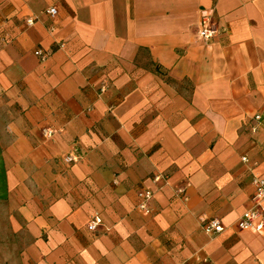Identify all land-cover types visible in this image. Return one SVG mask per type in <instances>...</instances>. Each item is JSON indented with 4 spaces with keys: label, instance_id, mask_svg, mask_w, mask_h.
<instances>
[{
    "label": "crops",
    "instance_id": "0c3cea01",
    "mask_svg": "<svg viewBox=\"0 0 264 264\" xmlns=\"http://www.w3.org/2000/svg\"><path fill=\"white\" fill-rule=\"evenodd\" d=\"M255 176L264 0H0L10 264L19 237L23 264H264V232L236 226ZM213 217L218 235L201 228Z\"/></svg>",
    "mask_w": 264,
    "mask_h": 264
},
{
    "label": "built area",
    "instance_id": "2783aa9c",
    "mask_svg": "<svg viewBox=\"0 0 264 264\" xmlns=\"http://www.w3.org/2000/svg\"><path fill=\"white\" fill-rule=\"evenodd\" d=\"M47 13L52 17H55L58 14V10L56 7H51L47 10ZM35 20L33 18H29L27 23L29 25L33 24ZM218 30L215 26V23L211 16H203L200 20L198 36L202 40H211L217 34ZM36 54L40 56L43 60L47 59L49 56L48 53H45L42 50H37ZM255 120H260V115L255 116ZM256 125L253 127V131L256 130ZM77 156L74 154H70L66 156L65 161L68 163L74 162L77 160ZM243 161H246V158H242ZM160 177H155V180ZM252 184L254 185V193L251 197V205L247 208L237 219L236 226L238 229H253L258 232H264V208L262 206V202L264 200V179L260 176H255L252 179ZM177 192H182V189L177 190ZM139 203L138 208L143 211H148L149 202L152 197V192L150 190H141L138 192ZM102 225L101 218L95 214L92 215L87 224V229L91 232H96L98 228ZM202 230L210 235H218L224 229L225 225L223 222L217 218L213 217L208 219L201 226Z\"/></svg>",
    "mask_w": 264,
    "mask_h": 264
},
{
    "label": "rangeland",
    "instance_id": "374dc122",
    "mask_svg": "<svg viewBox=\"0 0 264 264\" xmlns=\"http://www.w3.org/2000/svg\"><path fill=\"white\" fill-rule=\"evenodd\" d=\"M0 189L1 192L4 194L5 192V181L3 179V177L0 179ZM9 218V211L5 208L4 203L1 206L0 209V219L4 222L5 220H7ZM18 220L20 222H22V217L21 214L18 213ZM0 235H1V231H0ZM20 235V232H19ZM20 237H19V243H18V258H17V264H23L21 257H20V253L23 250V247L25 246V242H20ZM13 251V248H11V244H10V240H9V236L8 233H4V228H3V234L2 237L0 239V253H1V258H0V264H10L11 262H13V259L10 258V252Z\"/></svg>",
    "mask_w": 264,
    "mask_h": 264
}]
</instances>
